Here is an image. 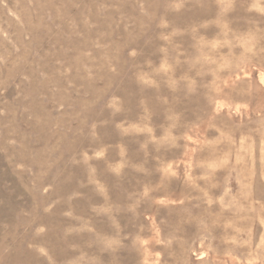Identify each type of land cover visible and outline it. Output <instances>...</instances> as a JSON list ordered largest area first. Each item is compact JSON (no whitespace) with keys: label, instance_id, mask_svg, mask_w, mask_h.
<instances>
[{"label":"rangeland","instance_id":"rangeland-1","mask_svg":"<svg viewBox=\"0 0 264 264\" xmlns=\"http://www.w3.org/2000/svg\"><path fill=\"white\" fill-rule=\"evenodd\" d=\"M0 264H264V0H0Z\"/></svg>","mask_w":264,"mask_h":264}]
</instances>
